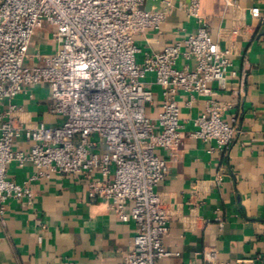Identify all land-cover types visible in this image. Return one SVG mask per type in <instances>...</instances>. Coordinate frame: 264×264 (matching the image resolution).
Here are the masks:
<instances>
[{
    "label": "built area",
    "instance_id": "obj_1",
    "mask_svg": "<svg viewBox=\"0 0 264 264\" xmlns=\"http://www.w3.org/2000/svg\"><path fill=\"white\" fill-rule=\"evenodd\" d=\"M224 1L239 8L237 0ZM143 3L0 0V215L12 198L32 203L34 182L52 174L81 173L91 199L106 201L121 219L137 225L133 246L119 264H162L161 259L173 255L164 244L169 210L157 190L168 175L169 161L157 150L175 151L183 144L178 92H185L188 106L205 97L190 135L214 141L210 152L228 151L239 132L235 117L228 116L234 102L218 98L213 84L221 90L228 87L242 27H232L223 45L209 31L201 0H191L185 10L196 19V32L186 34L180 27L176 41L143 52L137 36L148 29L161 31L174 0H162L153 10L144 9ZM250 10L264 20L259 6ZM45 25L56 28L60 46L51 54L38 53L43 62L30 64L33 37ZM231 73L238 75L235 69ZM42 83L50 86L52 111L64 121L58 126L23 125L18 117L22 107L14 99L26 87ZM155 85L163 99L161 111L152 118L147 107ZM21 136L32 143L29 150L15 147ZM98 140L105 151L96 150ZM13 162L32 163L36 170L19 183L8 176Z\"/></svg>",
    "mask_w": 264,
    "mask_h": 264
},
{
    "label": "crops",
    "instance_id": "obj_2",
    "mask_svg": "<svg viewBox=\"0 0 264 264\" xmlns=\"http://www.w3.org/2000/svg\"><path fill=\"white\" fill-rule=\"evenodd\" d=\"M190 1L174 0L161 31L148 29L137 36L143 52L176 41L180 27L186 34L196 32V19L185 10ZM237 2L239 8L235 9L224 0H201V13L212 37L223 45L232 27L244 30L236 37L228 87L221 90L213 84L218 98L234 102L228 116L235 117L239 132L228 151L210 152L216 146L214 141L190 135L205 97L198 96L188 106L185 92H178L185 125L183 144L175 151L157 150L169 161L168 175L157 190L169 210L170 231L164 244L173 252L161 259L162 264H264V20L250 10L259 6L264 15V0ZM161 6L162 0H144L142 5L148 10ZM55 32L52 25L37 29L28 63L40 64L38 53L51 54L59 48ZM233 69L238 75L231 73ZM232 89L242 93L235 95ZM154 91V100L147 107L152 118L161 111L163 99L158 85ZM14 102L22 107L18 117L23 125L44 122L58 126L64 121L52 111V91L47 84L26 87ZM31 144L21 136L15 147L29 150ZM96 150H106L99 140ZM35 170L32 163L20 166L13 162L8 176L23 183ZM32 188V203L12 198L0 215V264H119L132 248L135 221H124L106 201L91 199L83 174H52L34 182Z\"/></svg>",
    "mask_w": 264,
    "mask_h": 264
}]
</instances>
